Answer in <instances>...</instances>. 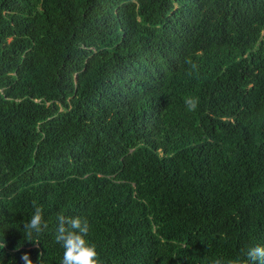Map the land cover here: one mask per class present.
Listing matches in <instances>:
<instances>
[{
    "label": "trees",
    "instance_id": "trees-1",
    "mask_svg": "<svg viewBox=\"0 0 264 264\" xmlns=\"http://www.w3.org/2000/svg\"><path fill=\"white\" fill-rule=\"evenodd\" d=\"M59 214L99 264H248L264 0H0V264H61Z\"/></svg>",
    "mask_w": 264,
    "mask_h": 264
},
{
    "label": "clouds",
    "instance_id": "clouds-1",
    "mask_svg": "<svg viewBox=\"0 0 264 264\" xmlns=\"http://www.w3.org/2000/svg\"><path fill=\"white\" fill-rule=\"evenodd\" d=\"M197 103L196 98L185 99L189 110L194 111ZM34 209L30 219L23 224L28 237H31L33 233L39 235L48 227L44 221L42 207L34 205ZM56 219L58 224L55 240L64 249L61 264H99L95 245L86 240L90 227L87 219L63 214L57 215ZM244 255L247 257L248 264H257V262L264 264V246L262 245L249 247ZM20 259L24 261V264H33L28 253L22 254ZM214 264H224V262L221 259H216Z\"/></svg>",
    "mask_w": 264,
    "mask_h": 264
}]
</instances>
